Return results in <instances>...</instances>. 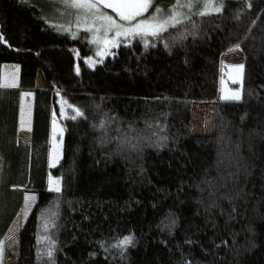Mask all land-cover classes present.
Wrapping results in <instances>:
<instances>
[{"label":"trees","instance_id":"1","mask_svg":"<svg viewBox=\"0 0 264 264\" xmlns=\"http://www.w3.org/2000/svg\"><path fill=\"white\" fill-rule=\"evenodd\" d=\"M54 9L51 0H0L4 252L33 191L17 264H264V0H222L206 16L181 8L163 40L121 44L94 66L89 35L57 32ZM237 48L242 97L223 100L222 59ZM5 64L21 66L18 88L2 84ZM39 72L48 90L36 91ZM23 91H36L30 145L19 138ZM60 102L84 116L62 121V158L50 170ZM197 103L215 106L212 135L192 132ZM50 175L59 193L47 189ZM129 235L126 250L113 246Z\"/></svg>","mask_w":264,"mask_h":264},{"label":"rangeland","instance_id":"2","mask_svg":"<svg viewBox=\"0 0 264 264\" xmlns=\"http://www.w3.org/2000/svg\"><path fill=\"white\" fill-rule=\"evenodd\" d=\"M52 3L55 5V9L50 12L49 18H54V20L57 18V22H53L51 20L50 26L54 27V29L57 32L63 33V34H69L73 38L79 37L81 33H87L89 35V42L93 46V54L91 57L88 58V62L94 66V63L97 61V59H103L105 58L111 50H113L116 47H112L111 45L107 46V51H105V45L100 43H94V38H102L104 36V31L101 29V31L98 34H94L93 31H86V27L89 25H79L76 23L77 16L79 15L78 10L76 9H65L64 5L62 3L56 2V0H51ZM215 0H213L214 2ZM156 0H154V7ZM101 11L107 13L108 15H111L114 19H116L119 22V18L116 16V14L109 8H103L101 6ZM149 13L155 15V12L153 9H149ZM149 13H145V16H147ZM143 17H141L142 19ZM101 21H96L95 24H92L91 27L94 29L96 27H99L101 25ZM65 29V30H61ZM171 29V28H169ZM113 36V33H108V38L111 39ZM151 37V36H148ZM146 37V38H148ZM140 37L135 38H120L121 44H130L132 41ZM99 53V54H97ZM245 64V57L240 49H234L230 52H228L222 59V70H221V88H220V96L221 98L224 96L231 95L233 92H240V95L242 93L241 90V84L243 82V74H244V67L241 71H237L236 66ZM20 74H21V66L17 64H5L2 66V84L5 85H12L15 84V87H18L20 84ZM235 81V82H234ZM47 82L41 72H39L38 80H37V87L38 90H43V86H46ZM233 86H238V88H234ZM10 87L11 86H5ZM22 107L21 112L26 116L29 114L30 111H32L34 107V91H26L22 93ZM242 97V95H241ZM223 99V98H222ZM225 100V99H223ZM241 100V99H240ZM240 100H230V101H240ZM203 103H197L195 104L193 113H192V132L194 134H200V135H212L214 133V125H215V106L214 104H203ZM60 116H57L56 114L53 115V123H52V144H51V157L49 161V169L54 168L58 165L59 161L62 158L63 153V139H64V130L62 128V121L66 118L71 117L74 115L73 109L68 108L67 103L60 102ZM77 109V108H74ZM21 113V114H22ZM201 127H204L201 128ZM23 132L19 136L21 139L25 140L27 137V131H26V124H23ZM50 152V151H49ZM58 157L57 162L54 166H50V162L52 161L53 157ZM50 180V181H49ZM59 180L56 178H53L51 175L48 178L49 185L48 190L52 186L51 181ZM60 181V180H59ZM61 187V183H60ZM26 195H32L35 196V201L30 204V206L26 207V204L24 202V206L14 221L13 225L11 226L7 237H6V244H5V252H4V260L3 264H17V249H18V242H19V236L21 233V230L23 229L24 225L26 224L34 206L37 203L38 195L37 192L33 191H26Z\"/></svg>","mask_w":264,"mask_h":264},{"label":"snow or ice","instance_id":"3","mask_svg":"<svg viewBox=\"0 0 264 264\" xmlns=\"http://www.w3.org/2000/svg\"><path fill=\"white\" fill-rule=\"evenodd\" d=\"M56 2L62 3L65 9H76L79 12L76 23L79 25H89L86 27V31H93L94 34H98L101 29L104 31L102 38H94V43L102 42L105 45V51L107 46L112 47L119 46L120 38L128 39L140 37L144 39L151 36L155 39L163 40V34L168 32L169 28H176L177 25L182 23L180 16L186 15L181 13V8L197 9L196 15L206 16L212 12L219 13L222 10V0L219 5L213 3V0H175V4L171 10L162 9L160 7H154V0H56ZM103 8L111 9L119 18V22L111 15L101 11ZM149 9H153L155 15L149 13ZM203 9V10H201ZM145 13H149L145 16ZM141 17H143L141 19ZM190 18V17H189ZM96 21H101V25L96 28H92L91 25ZM65 30V29H61ZM108 33H113L111 39L108 38ZM175 38H173V42ZM145 47L148 46L147 39H144ZM154 46V45H153ZM165 48H168V43L164 44ZM99 54V53H97ZM243 65L236 66L237 71L243 69ZM79 71V69H77ZM235 82V81H234ZM15 87V84L5 85ZM225 100H240V92H233L231 95L222 97ZM71 107V106H70ZM74 115L71 119L82 118L84 113L78 108L73 109ZM103 125L101 128L103 129ZM123 143V141H121ZM134 147V146H133ZM58 157H53L50 162V166H54ZM52 186L50 191L59 193L61 191L60 181H51ZM26 207L30 206L35 201V196H25ZM52 226H55L54 224ZM49 223H44V228L47 230ZM133 243V237L131 235L123 237L119 240L114 247H119L122 250H126L127 246ZM4 253L3 242H0V258ZM49 257L52 256V251L47 252Z\"/></svg>","mask_w":264,"mask_h":264},{"label":"crops","instance_id":"4","mask_svg":"<svg viewBox=\"0 0 264 264\" xmlns=\"http://www.w3.org/2000/svg\"><path fill=\"white\" fill-rule=\"evenodd\" d=\"M19 87V86H18ZM16 87V88H18ZM6 88H10V87H6ZM14 88V87H13ZM43 90H48L49 89V86L48 84L46 86H43L42 87ZM38 90V87L36 89V91ZM34 91V95H35V92ZM26 92V91H23V93ZM34 100V98H33ZM203 105V104H202ZM69 108V107H68ZM69 109H74V108H69ZM33 111H34V107L32 109V111L29 112V114H27L26 116H24V114L22 113L20 115V128H19V136L22 134L23 132V124H26V131H27V137L25 140L21 139L20 137V141L24 144V145H30L31 142H32V130H33ZM53 119H52V122H51V135H50V152H49V161H50V157H51V144H52V123H53ZM204 129V127H201ZM49 161H48V166H49ZM60 162V161H59ZM52 169V168H51ZM50 169V170H51ZM49 178V177H48ZM50 181V180H49ZM49 181L47 182V189H48V185H49Z\"/></svg>","mask_w":264,"mask_h":264}]
</instances>
